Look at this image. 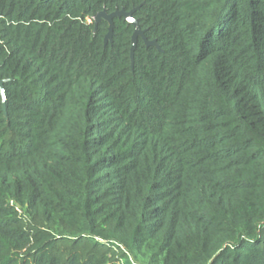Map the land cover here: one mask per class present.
I'll return each mask as SVG.
<instances>
[{
  "label": "trees",
  "instance_id": "trees-1",
  "mask_svg": "<svg viewBox=\"0 0 264 264\" xmlns=\"http://www.w3.org/2000/svg\"><path fill=\"white\" fill-rule=\"evenodd\" d=\"M0 81V264H264V0H0Z\"/></svg>",
  "mask_w": 264,
  "mask_h": 264
},
{
  "label": "water",
  "instance_id": "water-1",
  "mask_svg": "<svg viewBox=\"0 0 264 264\" xmlns=\"http://www.w3.org/2000/svg\"><path fill=\"white\" fill-rule=\"evenodd\" d=\"M134 11L131 12H125L123 11H116L110 15L106 14V12H101L95 16V23L96 26L100 23L102 20H106L109 23V31L106 35L105 42L107 43L109 40H112L113 37V29H114V19L123 17L130 25L134 26V34L132 38V56L133 52L136 48L137 40L139 37H142L145 40V43L147 46H155L156 43L154 41H147L144 35V31L141 30L138 21L133 18ZM8 81H0V92L3 99V110L5 111V105H6V97H5V91H4V84Z\"/></svg>",
  "mask_w": 264,
  "mask_h": 264
}]
</instances>
